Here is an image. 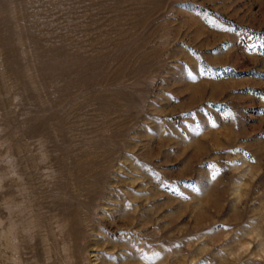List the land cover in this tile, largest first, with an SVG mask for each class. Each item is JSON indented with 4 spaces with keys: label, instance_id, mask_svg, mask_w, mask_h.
<instances>
[{
    "label": "rangeland",
    "instance_id": "rangeland-1",
    "mask_svg": "<svg viewBox=\"0 0 264 264\" xmlns=\"http://www.w3.org/2000/svg\"><path fill=\"white\" fill-rule=\"evenodd\" d=\"M0 264H264V0H0Z\"/></svg>",
    "mask_w": 264,
    "mask_h": 264
}]
</instances>
